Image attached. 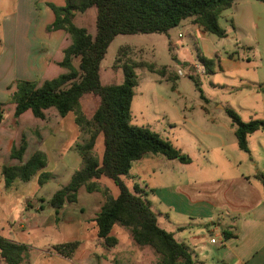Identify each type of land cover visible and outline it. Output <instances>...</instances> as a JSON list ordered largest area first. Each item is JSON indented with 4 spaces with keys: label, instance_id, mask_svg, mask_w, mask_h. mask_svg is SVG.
I'll list each match as a JSON object with an SVG mask.
<instances>
[{
    "label": "crops",
    "instance_id": "1",
    "mask_svg": "<svg viewBox=\"0 0 264 264\" xmlns=\"http://www.w3.org/2000/svg\"><path fill=\"white\" fill-rule=\"evenodd\" d=\"M46 3L15 0V8L0 15V101L10 95L18 79L39 84L65 71L57 63L62 59L63 49L70 44V37L62 29L45 30L54 20V13ZM74 23L84 27L75 18ZM219 56L220 68L230 62L239 65L232 55L227 58ZM262 60L259 58L255 63L247 57L245 63L261 68L264 74ZM240 82L234 87L236 92H243L244 98L254 97L258 102L257 106L242 107L248 113L247 120L264 119V75L262 79L245 75ZM227 107L233 108L229 101L218 106L223 110ZM13 108L12 103L7 111L3 109L0 122V169L3 165L23 163L38 149L47 158L44 143L48 140L56 142L60 135H67L61 122L64 117H60L53 107L44 110L43 118L34 117L28 109L17 119L13 117ZM25 118L31 119L30 125ZM234 129L231 122L211 118L205 123L202 134L212 142L197 139L190 148L177 147L189 157L187 162L146 152L131 163L126 174L130 178V187L137 185L141 189L157 215L158 224L173 232L199 264H207V261L213 264H264V130L258 129L247 135V151H244L238 147L237 141L233 142ZM22 134L27 143L25 151L20 160L11 158V148L18 146ZM4 189L0 176V204L10 200L3 196ZM117 193L118 190L115 195L110 191L112 196ZM76 196V202L65 203L57 212L47 200L50 211L46 217L41 216L44 198L24 202L22 214L29 211L27 208L35 212L27 223L10 224L11 231L4 237L26 245L19 264L159 262L160 259H147L148 250L139 254L133 246L120 245L119 239L112 247L101 246L92 219L104 203V197L98 191H86L84 186L78 188ZM82 230H90L89 241L81 238ZM224 232L229 237L224 238ZM44 235L49 236L48 239L39 242L37 237ZM53 235L55 239L51 237ZM73 240H80V243L71 257L53 249L57 243ZM204 247L209 260L201 257ZM209 250H212L210 254ZM0 264H4L1 258Z\"/></svg>",
    "mask_w": 264,
    "mask_h": 264
},
{
    "label": "trees",
    "instance_id": "2",
    "mask_svg": "<svg viewBox=\"0 0 264 264\" xmlns=\"http://www.w3.org/2000/svg\"><path fill=\"white\" fill-rule=\"evenodd\" d=\"M232 1L65 0L61 6L46 3L54 13V20L45 30L51 32L62 29L70 37V44L63 49L62 59L57 63L65 71L39 84L16 80L9 95L10 102L14 104L13 117L17 119L29 109L34 117L43 118L44 110L51 107L60 117H65L69 112L75 114V124L89 135L85 143L76 145L82 167L74 171L69 181L53 193L48 204L57 212L65 203L76 202L80 186H84L88 192H100L104 203L92 222L96 238L104 248L117 243V238L110 233L116 224H120L130 228L132 239L137 245L150 246L160 255L157 264H199L186 246L174 237L173 232L158 224L157 215L143 197L141 189L137 185L128 187L122 179L131 163L146 152L162 154L182 163L189 160L187 155L158 133L130 123V103L137 82L134 68L143 66L164 76L167 74L166 67L158 68L154 63L132 59L121 63V58L117 56L114 66L121 63L122 82L102 84L100 63L116 35L167 33L188 17H192L193 22L203 30L224 36L218 16ZM257 1L264 3V0ZM91 7L95 13L93 34L74 23L77 13ZM198 60L207 71H213L214 61L211 58L198 55ZM87 94L98 98L90 118H86L80 110V100ZM3 105L4 102L0 101V122L3 119ZM225 112L235 128L238 147L247 151V135L258 129L264 130V119L243 121L230 107L225 108ZM98 136L102 138L103 147L100 160L93 154ZM26 146V138L22 134L18 146H12L10 157L20 160ZM45 165V153L39 149L21 164L3 165L0 176L4 187H10L16 179L29 181L33 176H36L39 185H43L50 176L49 172L43 170ZM102 177L114 182L118 190L116 196H112L109 189L99 183ZM223 236L227 238L229 234L224 232ZM78 244L77 240L67 241L53 245V249L65 257H71ZM25 250L26 245L0 236V258L4 264L21 263Z\"/></svg>",
    "mask_w": 264,
    "mask_h": 264
},
{
    "label": "rangeland",
    "instance_id": "3",
    "mask_svg": "<svg viewBox=\"0 0 264 264\" xmlns=\"http://www.w3.org/2000/svg\"><path fill=\"white\" fill-rule=\"evenodd\" d=\"M38 2H50L61 6L65 0ZM15 6V0L14 2L0 0V15ZM75 19L82 23L89 33H94L95 13L92 7L77 13ZM218 24L224 30V36L203 30L193 22L192 17H188L170 28L167 33L118 34L113 38L100 63L102 84L121 83L123 80L121 63L127 59L154 63L158 68L165 66L167 70V74L161 76L143 66L134 68L137 82L133 87L134 94L130 103L131 124L147 127L163 139L169 140L173 146L186 149L190 148V144L196 143L197 139L207 140L208 143L213 141L202 134L205 123L211 118L231 122L225 110L218 108L224 106L226 101H229L232 109L247 121L248 113L242 107L257 106V99L244 98L243 92H236L234 87L241 83L240 78L245 75L255 79H262L264 75L261 68H253L245 63L247 57L255 63L259 62V58L263 59L262 63L264 62V3L257 0H233L228 8L220 12ZM198 55H204L214 61L213 71L205 69L199 62ZM219 55L225 58L232 55L239 65L230 62L220 68ZM117 56L121 58V63L114 66ZM170 75L175 77L171 78ZM5 98L1 101L5 102L3 109L7 111L12 103L9 95ZM97 99L89 94L81 98L80 110L86 118L92 115ZM74 116L73 112H69L61 121L67 135H60L56 142L48 140L44 143L47 164L43 170L50 173L48 180L39 185L34 176L29 181L14 180L11 189L4 187L3 196L10 200L7 199L6 203L0 204V236L9 235L10 224L27 223L32 217L35 211L30 208L22 214L26 200L44 198V212L41 216L46 217L50 211L46 201L69 181L74 171L82 167L76 145L85 143L89 135L79 130L74 122ZM24 120L29 125L32 122L28 118ZM233 142L236 143L235 137ZM102 148V138L99 137L97 147L93 149V154L98 160L101 159ZM122 179L130 187V178L123 175ZM99 183L108 187L113 195L116 194L117 187L111 179L102 177ZM40 202L39 200L38 203ZM89 233L90 230H82L81 238L89 241ZM111 233L119 239L120 245L133 246L139 254L148 250L149 254L146 253L148 260L160 259V255L152 247L139 246L133 241L129 227L116 224ZM48 237L38 236L37 239L41 242ZM51 237L56 238L54 235ZM211 247L213 248L212 245ZM205 251L204 247L201 257L209 260ZM211 251L209 250V254ZM207 262L213 264L211 261Z\"/></svg>",
    "mask_w": 264,
    "mask_h": 264
}]
</instances>
